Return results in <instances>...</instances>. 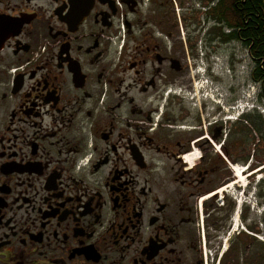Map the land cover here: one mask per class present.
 Segmentation results:
<instances>
[{
  "label": "flooded vegetation",
  "instance_id": "1",
  "mask_svg": "<svg viewBox=\"0 0 264 264\" xmlns=\"http://www.w3.org/2000/svg\"><path fill=\"white\" fill-rule=\"evenodd\" d=\"M205 1L199 34L192 0H0V264H264Z\"/></svg>",
  "mask_w": 264,
  "mask_h": 264
},
{
  "label": "rangeland",
  "instance_id": "2",
  "mask_svg": "<svg viewBox=\"0 0 264 264\" xmlns=\"http://www.w3.org/2000/svg\"><path fill=\"white\" fill-rule=\"evenodd\" d=\"M205 7H207L205 0H192V30L197 31L199 34L203 33V29L207 28L208 24L205 22L204 25H202V15L206 11ZM212 25V22H210ZM195 36L197 34L195 33ZM241 57V62L236 65V57ZM233 57V54H230L229 57V65L228 67L224 68V77H226L229 84H234L236 81H244L245 86L243 89V93H241L238 96V100H241L244 102L246 98L249 96V104L254 102L255 109L252 110L250 114L245 115L243 119V133L245 137V144L251 145V149L253 148L255 153V158L259 156L261 167L264 166V99H261L260 97H256L255 94L252 93V80L249 75V70L253 67L252 59L248 57V54L245 49L240 50V53H236V56L234 58V62H232L231 58ZM204 83L203 80H200L199 83H197L198 87ZM203 86V85H201ZM250 86V87H249ZM256 90V88H255ZM231 94V93H230ZM206 95V94H204ZM255 97V99H253ZM252 100H254L252 102ZM235 104V101L233 103H230V105ZM247 116V117H246ZM246 117V118H245ZM255 145V146H254ZM253 146V147H252ZM250 149V150H251ZM259 152V155L257 156ZM251 154V152H250ZM247 156V155H246ZM263 164V165H262ZM246 167V166H245ZM260 174H256V178L258 179V176H260V181L258 183V189L255 191L257 192V197L259 198L260 208L264 207V169L260 171ZM255 179V180H257ZM256 194V193H255ZM248 197V196H247ZM246 197V198H247ZM253 220L256 221L260 229L264 230V214L259 217V215L252 211Z\"/></svg>",
  "mask_w": 264,
  "mask_h": 264
},
{
  "label": "trees",
  "instance_id": "3",
  "mask_svg": "<svg viewBox=\"0 0 264 264\" xmlns=\"http://www.w3.org/2000/svg\"><path fill=\"white\" fill-rule=\"evenodd\" d=\"M211 12L228 28L239 29L244 48L254 61L250 78L259 84L264 99V0H217Z\"/></svg>",
  "mask_w": 264,
  "mask_h": 264
},
{
  "label": "built area",
  "instance_id": "4",
  "mask_svg": "<svg viewBox=\"0 0 264 264\" xmlns=\"http://www.w3.org/2000/svg\"><path fill=\"white\" fill-rule=\"evenodd\" d=\"M232 109H237L238 108V105H236V106H233V107H231Z\"/></svg>",
  "mask_w": 264,
  "mask_h": 264
}]
</instances>
